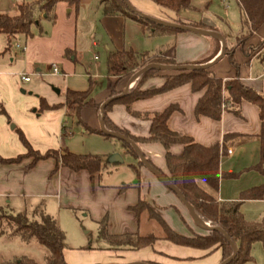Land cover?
I'll list each match as a JSON object with an SVG mask.
<instances>
[{"label":"crops","instance_id":"obj_1","mask_svg":"<svg viewBox=\"0 0 264 264\" xmlns=\"http://www.w3.org/2000/svg\"><path fill=\"white\" fill-rule=\"evenodd\" d=\"M127 1L138 12L157 20L185 26L198 24L206 31L220 35L224 39L226 53L233 55L238 68L230 64L228 55L217 60L222 50V42L214 37L185 31H157L150 34L132 20L121 16H103L99 0H79L76 14L65 4L59 3L55 7V22L51 24L41 16L38 24L34 25V31L31 30V36L24 41L18 39L13 52H4L5 45L1 42L0 35V108L5 112V115L0 112L1 158H13L26 152L16 129L20 130L30 146L41 154L49 150L63 149L66 147L65 136L68 130L65 119L66 116L74 115L75 106L71 104L38 112L39 98H43L49 105L63 104L64 99H54L42 90L45 87L40 83L27 89L32 79L22 82L21 75L37 77L41 82L43 78L48 79L53 87L64 88V97L67 91L90 93L91 90L89 96L97 104H102L110 97L111 85H115V91L121 94L125 90L128 92L138 79L128 84L132 75L122 79H119L121 75H109L107 58L110 52L131 50L148 55L161 53L163 57L177 64L210 65L208 70L211 75L223 82L237 77L245 87L257 94H264V24L253 36L243 40L245 29L241 25L238 0H189L188 5L179 12L161 8L150 1L156 6L155 11L152 9L153 14L148 12L150 7L143 0ZM261 43L263 44L259 47ZM86 52L92 53L94 61L100 55L106 58V78L99 74L98 63H94L92 72L83 67ZM53 64L59 70L60 74L57 76L51 75ZM78 68L81 71L78 72ZM172 74H175V71H161L148 79L142 89L159 88L164 83L163 76ZM76 76L88 80L87 90H80L83 89L81 84L74 86L76 84L73 79ZM57 88L53 90L59 95L60 90ZM33 92L41 94L33 96ZM203 93L204 91L194 93L187 84L136 101L130 108L134 113L151 114L175 105L178 111L174 112L167 122L169 130L187 136L203 147L220 143L222 154L219 169L222 176L218 190H211L201 181H198L197 185L217 202H237L243 191L258 186L264 188V176L253 170L260 158L258 109L242 101L240 116L223 112L219 121L197 117L195 106ZM108 117L116 127L133 136L144 137L148 134L150 122L131 115L124 105H113ZM80 120L91 129H100L99 111L95 109L82 108ZM138 147L152 166L166 171L164 152L159 144H144ZM182 150L180 145L170 147L173 155H180ZM124 154L128 155L122 148L112 152V156L117 155L120 159ZM30 162V159H26L15 165L0 164V203L9 207L14 204H26L27 199L33 198L34 207L43 205L62 231L67 234L70 229L73 234L70 238L66 237V248L63 251L67 264L222 263L220 249L199 250L175 245L163 238L159 226L156 228L148 216L144 217L142 214L138 219L130 210L142 199L153 209L167 207L155 211L180 235L189 237L192 233L206 232L194 224L178 198L145 168L139 169V180L134 172L128 178H136L134 184H128L130 180H127L121 186H108L102 184L101 173L96 176L94 182H91L86 171L75 173L67 168H60L50 177L55 165L52 159L40 161L31 169H27ZM113 163L118 164L117 161ZM137 184L138 187H135ZM123 187L127 188L122 189ZM169 206L175 207L180 216ZM74 211L85 212L84 217L93 223L96 236L98 222L106 218V230L110 236L154 235L152 231L155 227L158 230L157 235H154L157 239L151 246L136 251L114 250L108 245L92 247L88 243V236L92 232H82L83 228L79 227L80 221ZM240 211L246 221L264 222V198L245 200ZM254 246L257 244L252 248Z\"/></svg>","mask_w":264,"mask_h":264},{"label":"trees","instance_id":"obj_2","mask_svg":"<svg viewBox=\"0 0 264 264\" xmlns=\"http://www.w3.org/2000/svg\"><path fill=\"white\" fill-rule=\"evenodd\" d=\"M149 1L161 8L170 9L174 12H179L189 2V0ZM59 3L65 4L75 14L78 11L79 0H33L30 3L19 4L16 15L10 16L0 13V35L6 41L4 52L10 50V40L13 37L18 35L25 38L30 37L31 27L38 24V19L41 16L53 24L56 20L55 7ZM99 6L101 7L103 16H121L132 20L150 34H155L157 31L169 33L182 32L179 29L154 24L136 15L125 6L122 0H99ZM238 6L241 13V25L245 29L242 39L247 40L264 24V0H238ZM189 27L206 31L202 25L198 24L190 25ZM262 44L258 46L261 47ZM225 55H228L230 64L237 69L238 66L233 55L226 52ZM147 65L178 66L199 65V63L177 64L173 60L163 57L161 53L148 55L147 53H137L131 50L115 51L110 52L108 55L107 73L112 76L121 75L119 79H122L130 77L135 71H139ZM160 72V70L156 69L147 70L137 79L126 95L108 104L103 111L104 125L107 130L123 135L137 146L159 144L164 152L166 171L157 169L146 160L149 165L161 173L180 191L189 206L202 221L210 224L212 227L221 229L228 236L230 241L235 245L237 252L234 258L227 264H251L253 262L251 255L252 246L254 244H261L264 248V222L246 221L240 211V207L245 200L263 199V186L243 191L237 202H217L204 192L197 185V182H203L215 192L218 190L219 180L222 176L219 169L222 154L221 144L216 143L209 147H203L195 143L191 138L169 130L167 122L170 116L178 111V107L175 105L169 106L161 112L151 114L134 113L131 111L130 106L136 101L151 98L187 84L190 85L194 93L204 91L195 106V115L197 117L203 116L214 121H219L223 112L240 116L242 101L256 106L260 120V158L258 164L253 167V170L264 176V94H257L252 89L245 87L237 77L223 82L221 79L211 75L208 69L177 71L175 74L163 76L164 83L159 88L143 90V84ZM114 87L115 85H111L110 97L120 94L115 91ZM67 104L75 106L74 116L76 123L85 132L100 135L108 140L115 139L105 136L100 130L91 129L81 122L80 110L82 108H91L99 111L101 106V104H97L89 96L87 91H67L64 103L58 105H49L43 98H39L38 112L58 109ZM115 104L124 105L131 115L149 121L150 126L147 136H133L127 131L116 127L108 117L111 107ZM0 112L5 115L2 108H0ZM15 131L26 152L13 158L0 157L1 165H15L21 163L23 160L30 159L31 162L26 168L31 169L40 161L52 159L55 165L49 175L50 177L54 176L60 168H67L75 173L86 171L89 174L91 182H94L96 176L105 168L101 158L96 155H76L66 149L49 150L41 154L30 146L20 130L16 129ZM118 141L123 151L134 159L135 164H129L128 167L132 169L137 180H139V169L145 167L140 162L134 148L124 141ZM173 145H180L183 148L180 155H173L170 152V147ZM138 184L135 187H138ZM125 188L127 187H123L122 189ZM171 193L175 195L173 192ZM175 197L177 196L175 195ZM170 208H173L179 214L175 207ZM155 209L164 210L167 207H156ZM155 209L142 199H139L137 204L130 208L138 219L143 212H146L149 219L154 220L159 226L163 238L175 245L199 250L220 249L222 252V262L231 257L233 253L232 248L220 232L206 231L192 233L189 237L180 235L166 224L156 213ZM181 220L185 224L182 218ZM106 227L107 219L103 218L98 222V238L104 240L114 250L136 251L151 246L157 239L154 235L140 236L139 234L110 236L107 233ZM0 237L19 238L24 243L35 241L47 251L42 263H36L29 258L22 257L18 260V264H67L63 257V251L66 248L65 233L57 226L56 220L45 211L43 205L34 207L30 213L25 211L15 213L6 205L0 207Z\"/></svg>","mask_w":264,"mask_h":264},{"label":"rangeland","instance_id":"obj_3","mask_svg":"<svg viewBox=\"0 0 264 264\" xmlns=\"http://www.w3.org/2000/svg\"><path fill=\"white\" fill-rule=\"evenodd\" d=\"M144 3L150 9L148 12H151L153 14L152 9L155 11L156 6L151 3L149 0H143ZM30 0H0V13H4L10 16H13L16 14L17 6L21 3H28ZM145 15V14H144ZM148 16V15H146ZM150 17V16H149ZM153 18V17H152ZM34 29V26L31 27V30ZM34 31V30H33ZM24 41L25 37L18 35L13 37L10 40V50L13 52L14 45L17 40ZM1 42L6 46V41L3 36H1ZM94 63H98L100 65V75L104 76L106 78V58L102 55L98 56L96 61L93 60V55L90 52L84 53V60H83V67L89 68L91 72L93 71V65ZM83 67L80 69L82 70ZM78 68V72L81 71ZM136 72V71H135ZM29 79H32V82L27 85L28 88H33L36 86L37 83H40L45 88H42L43 91L47 92L50 96H52L56 100H63L64 99V88L60 87H53L52 83H49L48 79L43 78V81L39 80L37 77H29ZM74 86H82L83 89L80 90H87L88 89V80L87 79H81L77 78V76L73 79ZM104 81V80H103ZM102 81V82H103ZM53 87V88H52ZM57 88L60 90V94L57 95L56 92L53 90ZM90 88V86H89ZM26 89V90H27ZM93 89V88H91ZM43 91H40L41 93ZM26 92H32V91H26ZM38 93V94H41ZM33 96H37L38 94L33 92ZM89 95L91 96V90ZM66 122L68 125V130L66 132L65 136V146L63 149H66L67 151L76 154V155H96L99 156L105 165V168L102 170L100 177H102L101 182L102 184H106L108 186H114L118 185L121 186L124 182H127L129 177L133 174V171L131 168L128 167L129 164H134V160L129 155H123L122 159L118 164H115L116 167H114V163L110 162V157L112 156L113 150L120 151L121 145L118 140L115 139H104L100 135L95 134H89L87 132L83 133V128L79 126L76 123L75 116H66ZM62 149V150H63ZM128 184H134L136 182V178L128 181ZM34 200L33 198L27 199L26 204H19V205H11L9 206V209L15 213L19 212H27L30 213L33 205ZM1 207H4V203H0ZM78 220L80 221L79 227L83 228L82 232H86L91 230V234L88 236V243L92 247H99V246H106L107 243L99 239L98 236H96L93 223H90L88 218L84 217L85 212L80 211H74ZM143 216L146 217L148 214L146 212H143ZM153 221V225H155L156 228H158L157 223ZM84 223V224H83ZM154 227L152 234L157 235L158 230ZM64 232V231H63ZM159 232H161L159 230ZM65 233V232H64ZM72 231L68 229V233H65V236L68 238L71 237ZM163 235V234H162ZM47 251L46 249L39 245L35 241H31L29 243L22 242L19 238H7V237H0V264H18V260L22 257L29 258L33 260L36 263H42L44 260V257L46 256ZM251 255L253 257V260L255 263L252 262V264H264V248L257 244V246H254L251 251Z\"/></svg>","mask_w":264,"mask_h":264},{"label":"water","instance_id":"obj_4","mask_svg":"<svg viewBox=\"0 0 264 264\" xmlns=\"http://www.w3.org/2000/svg\"><path fill=\"white\" fill-rule=\"evenodd\" d=\"M123 3L125 4V6L133 13H135L136 15L145 18L147 20H149L150 22L160 25V26H164V27H169V28H175V29H179L181 31H185V32H191V33H195L198 35H202V36H206V37H214L216 39H219L222 42V50L220 52V54L217 57V60L219 58H221L222 56L225 55L226 52V48H225V44H224V39L216 34V33H212L209 31H204V30H200V29H196L193 27H189V26H185V25H178V24H174V23H169V22H165V21H161V20H157L155 18L146 16L140 12H138L137 10H135L130 3L127 0H122ZM210 67V65H178V66H164V65H147L144 68H142L141 70L137 71L136 73H134L132 75V77L129 80L130 84L133 80H135L136 78H139L144 72H146L147 70L150 69H156V70H160V71H191V70H198V69H208ZM127 94V90L123 91V93H121L120 95L114 96V97H110L108 98L106 101H104L100 108H99V117H100V131L108 137L111 138H115L121 141H124L126 143H128L132 148H134V150L136 151L138 158L140 160V162L142 163V165L156 178L158 179L165 187H167L171 192H173L178 200L180 201V203L186 208V210L188 211L192 221L194 222V224L199 227L202 230L205 231H218L220 232L225 239L229 242L231 248H232V255L231 257H229L227 260L223 261L221 264H227L228 262H230L234 256L236 255L237 249L235 247V245L230 241V239L228 238L227 235H225L221 229L217 228V227H212V226H208L204 221H202L197 214L194 212V210L189 206V204L187 203V201L185 200V198L183 197V195L180 193V191L174 186L172 185L161 173H159L156 169H154L151 165H149V163L146 161V159L144 158L143 154L141 153L139 147L137 145H135L131 140L127 139L126 137H124L123 135L117 134L115 132H111L109 130L106 129L104 122H103V111L105 109V107L110 104L113 100L118 99L124 95ZM13 128V127H12ZM110 162H120L121 159L117 156V155H113L110 157ZM134 264H145V263H134Z\"/></svg>","mask_w":264,"mask_h":264},{"label":"built area","instance_id":"obj_5","mask_svg":"<svg viewBox=\"0 0 264 264\" xmlns=\"http://www.w3.org/2000/svg\"><path fill=\"white\" fill-rule=\"evenodd\" d=\"M17 47H19L18 45H17ZM60 73H59V70H58V68H57V66L56 65H51V75H54V76H57V75H59ZM20 80L22 81V82H28L30 79H29V77L28 76H26V75H21L20 76Z\"/></svg>","mask_w":264,"mask_h":264}]
</instances>
